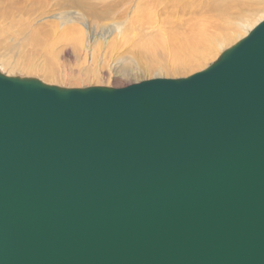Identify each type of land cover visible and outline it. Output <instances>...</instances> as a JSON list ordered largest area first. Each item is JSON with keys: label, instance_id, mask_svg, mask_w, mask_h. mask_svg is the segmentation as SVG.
Returning a JSON list of instances; mask_svg holds the SVG:
<instances>
[{"label": "water", "instance_id": "obj_1", "mask_svg": "<svg viewBox=\"0 0 264 264\" xmlns=\"http://www.w3.org/2000/svg\"><path fill=\"white\" fill-rule=\"evenodd\" d=\"M0 264H264V20L185 78L0 70Z\"/></svg>", "mask_w": 264, "mask_h": 264}, {"label": "rangeland", "instance_id": "obj_2", "mask_svg": "<svg viewBox=\"0 0 264 264\" xmlns=\"http://www.w3.org/2000/svg\"><path fill=\"white\" fill-rule=\"evenodd\" d=\"M58 1L2 0L0 2V59L6 57L11 61L23 62L24 56H27L34 67L41 66L40 68L43 69V64L50 63L56 67L60 75L57 79H53L46 73L37 70L29 72L17 66L12 69L10 76L34 77L47 84L67 88L90 86L123 88L155 78H185L206 69L223 51L236 44L249 31L245 28L239 29L231 39L222 43V46L210 50L202 62L180 73L148 72L136 66H133L128 73H124L125 71L122 70L116 71V68L122 66L115 60L116 56L130 58L132 55L136 58L141 54L143 57L139 49L132 48L133 43L145 42L161 34L168 37L175 31L173 27L182 25L188 19L205 18L207 11L205 9L209 7L208 0H168L172 7L162 11L163 7L160 6L155 10L156 13L159 12L157 18L164 22L150 21L152 25L146 18L150 16L144 11L143 4L146 0H125V6L120 2L117 4V0H94L88 4L84 2L82 5L77 4V0ZM107 3L114 5L105 6ZM4 5L7 7L5 8ZM263 5L261 4V10L259 9L258 12H248L247 22L250 25L256 26L264 20ZM91 6H94L93 10L99 12L92 13ZM156 13H151V17ZM62 27L70 31L71 35L67 38L72 40L63 41L64 43L59 41ZM78 31H82L84 37L80 47H76L73 42L77 39L75 35L77 36ZM111 48L117 51H112ZM133 51L140 52L136 55ZM165 55L172 56L166 51ZM142 65L144 66V63Z\"/></svg>", "mask_w": 264, "mask_h": 264}, {"label": "bare ground", "instance_id": "obj_3", "mask_svg": "<svg viewBox=\"0 0 264 264\" xmlns=\"http://www.w3.org/2000/svg\"><path fill=\"white\" fill-rule=\"evenodd\" d=\"M91 1L94 2V0H77L76 3L82 5L84 2H87L88 4ZM117 1V4H119V2L123 5L125 4V0ZM208 2L209 7L208 9H205L207 10L205 18L197 19L194 17L188 19L187 22L183 23L182 25L173 27L175 31L168 37H166L164 34H161L145 42L138 41V43H133L132 46L134 47L132 48L139 49L143 54V57H141V54L139 55L140 57L136 58L134 56L132 57V55L130 58H125V56L123 58L119 55L116 56L115 60L122 64L121 67L116 68V71L119 72L122 70L125 71L124 73H128L131 71L133 66H136L148 72H160L162 74L167 72L180 73L181 71L202 62L210 50L215 49L217 46L231 39L232 36L237 33V31H239V29H249V33L255 26H252L247 22L249 18V16H247L248 12H258L259 9L261 10V4H264V0H208ZM169 4L170 2L168 0H146V2L143 4L144 11L150 16L146 18L149 20V22L161 20L160 18H157L159 12L156 13L155 10H157L160 6L163 7H161L162 11L165 8L172 7L171 4ZM111 5L114 4L107 3L105 6ZM6 7L7 6H5V8ZM90 8L92 9V13L93 11H95V13L99 12L98 10H93L94 6H91ZM151 13H156V15L151 17ZM161 21L162 23L164 22L163 20ZM82 22L83 21H81V23ZM69 32L70 31H68V29L63 28L59 41L63 42L72 40L71 38H67L68 35H71ZM78 32L79 33H77V36L75 35L77 39L73 40L76 47H80L84 40L82 31ZM120 35L122 34L120 33ZM87 43L89 44V42ZM110 50L117 51L115 48H111ZM165 51L167 53H171L172 56H166ZM134 53L137 55L136 52ZM162 53L164 54L160 55ZM112 56L113 55H111V57ZM30 62L31 60L28 59L27 56H24L23 62H20L19 60L11 61L10 59L4 57L0 59V70L7 75H11L13 68L21 66L29 72H36L35 70H37L38 72L46 73L49 78L57 79L58 76H60L59 71H56V67L50 63L48 65L43 64V69H41V66L34 67L32 64H30ZM142 63H144V66ZM158 65L160 67H158ZM37 68H40V70Z\"/></svg>", "mask_w": 264, "mask_h": 264}]
</instances>
